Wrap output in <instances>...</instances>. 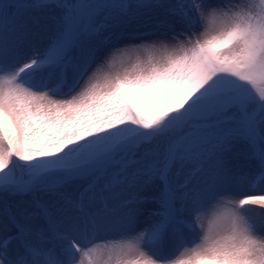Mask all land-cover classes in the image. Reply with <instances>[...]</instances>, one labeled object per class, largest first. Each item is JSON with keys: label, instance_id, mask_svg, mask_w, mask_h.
Instances as JSON below:
<instances>
[{"label": "snow or ice", "instance_id": "6c2138e0", "mask_svg": "<svg viewBox=\"0 0 264 264\" xmlns=\"http://www.w3.org/2000/svg\"><path fill=\"white\" fill-rule=\"evenodd\" d=\"M0 264H264V0H0Z\"/></svg>", "mask_w": 264, "mask_h": 264}, {"label": "rangeland", "instance_id": "374dc122", "mask_svg": "<svg viewBox=\"0 0 264 264\" xmlns=\"http://www.w3.org/2000/svg\"><path fill=\"white\" fill-rule=\"evenodd\" d=\"M260 188H256L255 191H253L252 189L249 188L247 183H242L238 186L237 188V192L240 195H256V194H260ZM146 225L141 224L140 227H145ZM164 255H171V253H164Z\"/></svg>", "mask_w": 264, "mask_h": 264}]
</instances>
